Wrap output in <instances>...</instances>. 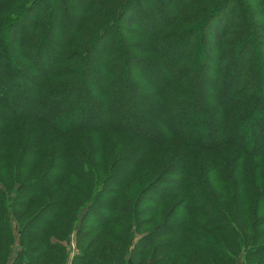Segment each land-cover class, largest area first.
Listing matches in <instances>:
<instances>
[{
	"label": "trees",
	"instance_id": "1",
	"mask_svg": "<svg viewBox=\"0 0 264 264\" xmlns=\"http://www.w3.org/2000/svg\"><path fill=\"white\" fill-rule=\"evenodd\" d=\"M32 1L31 6L24 8L18 3L13 5L11 0H0V90L5 80L3 70H15L32 107L31 111L20 114L15 110L12 96L5 104L0 94V264H64V249L53 242V239L64 240L68 237L74 222L73 216L77 211L73 207L74 197L71 198V195L73 193L86 195L90 188L87 190L89 185L85 188V184L82 183L92 174L86 165L83 167L85 163L78 161L86 159L85 155L81 153L77 157L71 153L76 143L79 144L75 140L76 136L85 132L103 133L107 131L132 136L136 132L134 133L127 127L115 126V115L106 113L104 116L101 115L103 120L97 124L80 122L81 124L64 130L47 119L46 114L42 115V105L47 100L60 96L57 107L54 110L51 108L52 113L50 114L52 118H57L56 115L70 112L72 104L74 106L76 102H79L80 95L85 94L87 95L85 105L90 104L92 112H96L98 108L102 109V106L108 108L116 98L117 86L123 84L121 83L122 71L126 70V67H135L137 71L133 78L131 76L132 79H128L132 88L136 85L137 89L141 87L144 91L153 89L150 95L143 96L151 107L170 110L169 104L172 102V96L185 95L195 84L197 78L195 64L199 61L203 50L204 60L209 62V59H212L215 62L213 77L208 84L210 95L208 101H204V109L211 113L212 110L218 108L213 107V104L219 102V97L229 78L228 71L234 65L236 71L232 80V91L228 97L229 102L225 108L221 104L222 108L215 122L218 130L223 133L221 139L211 145L187 142L191 145L186 146L208 153H216L221 150V146H224L236 151L235 159L248 158L251 161H254L252 159L264 161V145H256L251 151L243 145L241 139L229 136V132L239 127L246 116L252 112V109L247 110L246 106L255 100L256 92L251 86V77L253 63L257 59L263 63L261 65L262 72H264V25H261L259 21L260 18H264V11L260 13L258 10H251L246 0H147L144 7H137V11L154 25L153 32L149 33L142 28L138 18L135 17L136 13H129L127 16L130 7L128 4H123L114 17L115 6L105 5L96 0V3L90 6L89 11L95 6L101 9L97 13L98 16L91 17L96 19L94 24L99 28L89 29L87 32L84 29L85 20L74 17L65 19L61 15L68 9L64 2L60 5V13L57 14L53 12L52 5L50 7L46 0ZM136 1L138 2V0L132 1L133 7L137 6ZM89 3L90 1L87 0L81 9L86 11ZM160 4L165 5L169 14L165 20L158 19L156 15ZM263 6L264 0H258V7L264 9ZM188 11L203 13L206 16L194 20L193 15H185ZM32 12L34 15L27 23V27L20 29V21ZM186 21H191L192 24L184 28L182 23ZM67 23L73 24V28L70 32L64 33L62 28ZM54 29H57V35L52 40L51 34ZM126 34L130 38L124 40ZM136 38L148 40L151 45L144 42L138 43ZM119 44L121 48L118 47ZM47 48H49L48 51ZM174 48L177 49L176 56L167 64V51ZM24 49L26 51L23 54H17L16 60L14 57L12 63L8 57L2 55L7 50L18 53ZM193 49L195 52L190 58L188 54ZM233 52L237 54L236 59L232 57ZM33 55L35 59L44 55L45 63L39 67L35 59H32ZM186 60L187 65H184ZM202 67L203 75L206 77V72L209 70L206 64ZM91 69L94 74L99 75V82L87 81L85 86L88 88L80 86L77 91H73L80 82L83 83V80L87 79L86 73L91 72ZM151 70H155L161 76V81L156 85L149 83V75H145ZM132 71L129 70L127 74L129 77ZM14 87L10 85L8 89L13 90ZM36 110L39 114L35 113ZM15 122L23 124L25 122L31 126L39 125L42 130L27 133L26 131H10V125ZM172 134L177 138H181L182 135L179 131H173ZM251 135L254 136L256 143L264 140V131L259 128L252 131ZM50 138H54V142L61 141L57 149H55L56 146H52ZM145 140L148 141L150 147H159L164 145L167 135L161 133L158 139L146 138ZM67 153L72 157H67ZM133 159V157L119 159L105 172L108 180L94 198H91L92 210L85 214L77 232L79 245L88 238H95L93 242L87 241L81 255L72 264H172L164 256L174 250L178 251L182 240H179L175 246L170 244L157 248L153 246L157 240L170 234L172 229H182L183 233L190 232L189 228L183 230L182 224L177 225V228L170 224L175 219L174 210L176 208L183 205L187 208L190 200L200 197L204 198L203 204L201 206L194 204V213L206 216L208 220L203 219L206 225L213 231L222 232L223 240L217 241L219 244L217 247L210 246V243L205 241H199L198 237L197 242L193 244L195 250L189 256L187 264H200L201 262L203 264H227L228 256L222 251L223 247L227 248L224 245L226 241L231 243V246L237 247L239 238L240 243L245 246L255 244L259 240L256 238V240L246 241L241 227L234 223L240 215L243 222L247 218L253 221L251 226L247 225L249 228L256 227L257 229L264 226V218L256 215L259 207H264V188L257 189L252 185V179L248 173L251 166L245 167L250 182H247V189L242 190L241 193L240 189L244 186L243 181L239 182L230 177L224 181L231 185V194L223 190L221 199L227 198L232 201V208H235L233 209L235 218L233 217L234 221H232L219 207L220 197L216 198L212 191L204 189L198 176L190 182L180 179L177 184L172 180L174 177L165 178L162 183H153L149 190L143 191L138 196L129 193L128 188L131 186L134 173V167L129 164ZM184 162L192 163L184 159L181 167L178 163L170 165L167 174L180 178L182 171L185 170ZM216 167L214 168L215 174L223 170L220 165ZM261 167L264 166H260V170ZM31 168L34 169L31 170ZM35 168L41 170L42 175L37 180L24 183L21 192L16 196L17 199L9 201L7 196L12 187L21 179L24 180L23 177L28 171L32 174ZM90 168L93 170L94 165ZM192 170L190 167L185 172ZM66 179H72L81 185L75 186L71 183L67 185ZM113 185L122 189L118 190L117 187H112ZM192 186L197 189L191 192V198H184L182 203H178L168 213L164 226L147 232L136 243L133 250L127 252L129 246L126 248V241L133 239L134 233L141 229L139 225L141 222L138 223V218L149 213L140 211L147 201H150L152 206H158L167 200L172 188L187 189ZM81 188L85 189L84 192ZM156 188L159 190L157 191ZM154 191L158 192L156 197L146 198L147 194L154 193ZM121 196L123 200L122 198L118 200ZM40 200L43 205L32 213L31 218L23 221L26 214L40 203ZM239 208L241 210L243 208L245 213L239 212ZM8 211H12L16 218L19 234L17 247H14L17 252L12 259L10 246L15 244V240L9 223ZM70 213H73L72 217L68 218ZM116 227L123 229L122 236L111 231V228ZM256 248L259 246L252 248L250 253L253 254ZM259 250L264 252V244ZM92 251L94 252L91 253ZM182 253L179 254L180 257ZM125 254L127 259L123 261ZM247 255L248 253H245V257ZM200 256L204 259L201 260Z\"/></svg>",
	"mask_w": 264,
	"mask_h": 264
},
{
	"label": "rangeland",
	"instance_id": "2",
	"mask_svg": "<svg viewBox=\"0 0 264 264\" xmlns=\"http://www.w3.org/2000/svg\"><path fill=\"white\" fill-rule=\"evenodd\" d=\"M11 1L13 2V5L18 3L20 7L22 6L24 8L33 4L32 0ZM46 1L47 3H49L50 7L52 5L53 12L57 14L58 12L60 13V5L64 2L66 4V9L68 8L69 10L67 9L66 12L61 13V15H63L65 19H70L74 17L76 19L85 20L84 29H86L87 32L89 31V29L96 30L99 28L96 24H94V21L96 19H93L91 17L98 16L97 13L101 9L95 6L91 9V11H89L90 6L96 3V0H88L90 1V3L86 11H83L81 7L84 6L87 0ZM97 1L105 5L113 7L115 6V10L113 12L114 17L120 11V8L123 4H128L130 7L128 8L129 12H127V16L129 13H136L135 17L138 18L142 28L146 32H153L154 25L152 23H149V21L143 18L144 16L141 15L142 13L139 14V12L137 11V7H144V3L147 0H138V2L136 1L137 6L135 7L132 6V1L135 2V0ZM246 2L248 3L251 10L255 9L260 11V13L264 11L263 8L258 7V0H246ZM157 8L158 11L156 12V15L158 19L160 18L161 20H165L169 17L165 5L160 4ZM188 14L193 15L194 20L201 19L202 16H206L203 13H190V11L186 12L185 15ZM33 15L34 13L32 12L25 19H22L20 21L19 28L25 29L27 27V23L33 17ZM259 21L261 25H264V18H260ZM191 24V21H186L182 23L184 28L190 27L189 25ZM72 28L73 24L67 23L62 28V32H70ZM56 32L57 29H54L52 31V40L53 38H55V35H57ZM128 38H130V36L126 34L125 38L123 39L126 40ZM136 41H138V43L144 42L147 45H151L148 40L138 39ZM205 43L207 44V41H205ZM118 47L121 48V44H119ZM48 49L49 48H47L46 50L48 51ZM46 50L45 52H47ZM176 50L177 49L174 48L167 51V64H169V62H171V60L176 56ZM25 51L26 50L24 49L20 52L18 51L17 53L16 51L12 52L11 50H7L3 52L2 55L8 57L10 59L9 61L12 63L14 61V57L16 60L17 54H23ZM194 52L195 49H193L188 54V56L192 58ZM43 56H40L39 58L37 57L36 59L34 55L32 56V59H35L36 65H38L39 67H41L42 64L45 63L46 59H44ZM232 57L235 59L237 58L236 52L232 53ZM204 58L205 57L202 50L199 61L197 62V64H195V72L197 73L195 84L187 91L185 95L179 96V94H176L172 96V102H170L169 104L170 110H163L158 108L156 109L153 106L151 107L147 100L143 98L144 95H150V92H153L152 88H150V91H144V89H141V87L137 89L136 85L133 88L131 87V82L129 83V80L131 76L133 78V76L137 72L135 67L132 66L126 67V70L124 69L122 71L121 83L123 84H119L117 86V94L115 95L116 98L111 104H109L110 106H108V108L106 106H102V109L98 108L96 112H92L90 109L92 106H90V104L85 105V102H87V95L85 94L80 95L81 98L79 102H76L74 106L72 104V110L70 112H67L64 115H56L57 118H52V115L50 114L52 113L51 108L54 110L57 107V102L59 101L60 96L53 97L47 100L44 105H42V115L46 114L47 119H50L53 124L59 126L64 130H67L71 126L79 125L81 123L97 124L103 120L101 115L104 116V114L106 113L115 115V126L121 128L127 127L129 128V130L136 132V134H133L132 136H124L111 131L103 133L85 132L76 136L75 140L78 141L79 144L76 143V145L72 148L71 153L73 156L75 154L77 157H79L81 153L82 155L84 154L86 159H79L78 161H80L81 163H85L83 167H85L86 165V168H89L92 174L85 179L84 183H82L85 184V186L82 185V187L84 186L85 188L89 185L86 189H90L88 192H86V195H77L76 193H73L71 195V198L74 197L72 200V204L74 205L73 207L77 209L73 216L74 222L71 232L69 233L68 237L64 240L53 239V242L57 243L64 249V264L74 263L76 258L81 255L82 249L86 247L87 241L93 242L95 237L88 238L84 243H81L79 245V241L77 239V232L81 226V222L85 214L87 212L89 213L92 210L91 198H94L98 190H100L108 180V175H106L105 172L111 164H113L119 159L128 157L134 158L132 163L129 164L130 166L134 167V173L130 184L131 186L128 188L129 193L138 196L140 193H143V191L147 189L149 190L153 183L160 184L165 180V178L168 179L174 177V179L172 180L176 181L175 184H177L180 179H183L185 182H190L193 181L196 176H198V179L203 184L204 189L212 191L216 198L220 197V199H218L220 205L219 207L225 213V215H227L232 221H234L235 218V215L233 213V209L235 208H232V201H229L227 198L221 199V194H223V190L231 194V185L224 181L229 177L230 179H236L239 182L243 181L244 186L240 189L241 193L242 190L247 189V184L250 182L249 177H247L248 174L245 172V167L251 166V169L248 171V173L252 179V185L255 186L257 189L264 188V167H261V170L259 168L260 166H264V161H260V159H252L254 161H251L248 160V158L235 159L236 151L231 148H225L224 146H221V150H218V152L216 153H208L205 151L193 150L189 146H186L191 145L187 142H198L205 145H211L221 139L223 133L218 130V126L215 122L217 120V114H219L222 108L221 104L223 108L228 105V97L232 91V80L236 71L234 65L228 71L229 78L223 93L220 95L221 98L219 97V102L213 104V107H218L217 110H212L211 113H209L204 109V101H208V97L210 95V92L208 90V84H210L211 79L213 77V72L215 70L214 60L209 59V62H206ZM261 63L262 62H259V60L257 59L255 63H253L252 67L251 86L253 90H255L256 95L255 100L246 106V109H252V112L251 114L246 116L243 123L239 127L232 129L229 132V136L231 138L241 139L243 145L251 151L254 150L256 145H264V140L259 143H256L253 138L254 136L251 135V132L257 128L264 131V72H262ZM204 64H206V67L209 70V72H206V77L203 75L202 66H204ZM184 65H187V60ZM162 67L164 68V65H162ZM129 70H133L130 77L127 75L129 74ZM139 72H141L140 69ZM146 74L149 75V83H153L156 85L161 81V76L155 70H151L149 73H145V75ZM3 75L5 76V80L0 90L1 100L6 104L8 101H10L9 98L12 96L11 99L15 102V110L18 113L24 114L26 111H31L32 107L30 106V102L26 97L25 88L22 85L21 79L16 76L15 70H3ZM86 75L88 76L86 77L88 80L85 79L83 80V83L80 82L77 87L73 89V91H77L80 86L82 88H88L85 86L87 81L97 83L99 82V75L97 73L94 74L92 69L91 72L89 71L88 73H86ZM10 85H12V87L15 86V89H8ZM35 113L39 114L37 110ZM145 115L147 116L146 119L149 120L145 119ZM30 123L33 124V122ZM10 126V131H26V133L32 132L34 130H36L34 132H39L40 130H42L39 125H37L38 127L31 126L27 125L25 122L24 124L22 122H15ZM173 131H179L182 134L181 138L174 137L172 134ZM161 133L167 135V140L164 142V145L159 147H150V144L145 139H158ZM50 139L52 141V146H56L55 149H57L61 144V141L56 140L54 142V138ZM72 155L67 153V157H72ZM69 159L73 161L76 160L74 158ZM179 159L180 162H178ZM184 159H187L188 161L192 162L191 164L188 162H184L185 170H189L191 167V170L193 169L192 171L187 173L185 172V170H183L180 178H175V175L171 176L167 174V169L170 165L178 163L179 167H181V162ZM92 165H94L93 170L90 168L92 167ZM218 165H220L223 170L215 174L214 168ZM33 169L34 168H31V170ZM41 175L42 171L39 169H36L32 174L31 171H28L23 177L24 180L21 179L20 182L16 183L14 187H12V190L7 196L8 200L14 201L15 199H17L16 196L18 193L21 192L22 188L25 185L24 183H30L33 180H37ZM67 183H71V185L75 186L81 185L80 183L72 179H66V184ZM163 185L164 184H162V186ZM112 187H117L118 190L122 189L116 185H113ZM195 189H197V187L193 186L187 189L172 188L170 190L169 195L167 196V200L158 206H152L150 204V201H147V204L143 206L140 211H146L149 213L145 216L143 215L142 217L138 218V223L141 222L139 224L141 226V229L139 232L134 233L133 239L131 238V240L129 239L126 241V248L129 246L127 252L132 251L136 243H138L140 239H142L147 234V232L153 231L156 227L164 226L165 217L168 215V213H170L171 210L178 203H182L184 198H191V192ZM4 190L7 191V189ZM84 190L85 189L81 188L82 192H84ZM156 190L158 191L159 189L156 188ZM157 193L158 192L156 191L151 194L149 193L146 195V198H154L157 196ZM122 197L123 196L118 198V200ZM203 200V197H200L198 199H192L189 201L187 208H184L183 205L182 207H178L174 210L175 219L172 220V223L170 225L174 228H177V225L182 224L183 230L189 228L190 232L183 233L181 231L182 229H172V232L170 234L168 233L161 239L157 240L156 244L153 246L155 248L159 246H167L169 244L175 246L179 240H182L180 241V248L178 249V251L174 250L172 251V253L166 255L164 254V257H166L169 262H172V264H187V261H189V256L195 250L193 244L197 242L198 237L199 241H205L206 243H210V246L213 245L217 247L219 246L218 242L223 240V235L221 234L222 232L213 231L211 227L206 225L205 221L208 220L206 216L194 213L195 211L193 209V205L198 204L201 206L203 204ZM39 202L40 203H38L34 208L29 211V213L26 214V217L23 218V221L27 220V218H31L33 215L32 213H34L40 206L43 205L41 200ZM190 204H192V206L189 207ZM238 211L245 213L243 208L242 210L240 209ZM72 214L73 213H70L68 215V218H71ZM256 215L261 218H264V207L261 208L260 206L258 211L256 212ZM89 217H91V215H89ZM8 218L14 237L13 239L15 240V244L12 245V247L10 246V248L12 249V259L17 252L15 248L17 247L19 234L17 232L18 224L15 221L16 218L12 211H8ZM237 218L238 220H236ZM237 218L235 219L234 223H237L239 227H241V231L245 236L244 239L246 241H250L256 240L257 238L259 240H257L255 244H248L247 246H245L243 243H240L239 238L237 247H234L233 245L231 246V243L226 241L224 245L227 248L223 247L222 251L228 256L229 262L227 264H264V252L259 250L261 245L264 244V226L259 227L257 229L256 227L249 228L247 225L249 224L251 226L253 224V221L251 219L248 220L247 218L248 221L246 219H243V222L241 220L242 217L240 215H238ZM122 230L123 229L117 227L111 228L112 232L118 234H121ZM189 240H191L190 243L188 242ZM101 246L103 245L101 244ZM257 246H259V248H256L255 252L251 254L250 251L252 250V248ZM93 252L94 251H92L91 253ZM181 253L182 255L180 257L179 254ZM245 253H248L247 257H245ZM126 259L127 255L125 254L122 260L126 261ZM200 259L203 260L204 257L200 256ZM200 264L203 263L201 262Z\"/></svg>",
	"mask_w": 264,
	"mask_h": 264
}]
</instances>
